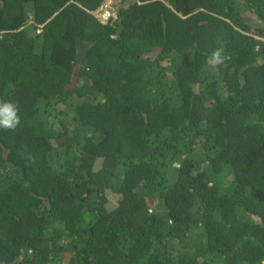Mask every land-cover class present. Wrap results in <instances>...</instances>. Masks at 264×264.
<instances>
[{
  "label": "trees",
  "instance_id": "1",
  "mask_svg": "<svg viewBox=\"0 0 264 264\" xmlns=\"http://www.w3.org/2000/svg\"><path fill=\"white\" fill-rule=\"evenodd\" d=\"M106 1L0 0V264H264V0Z\"/></svg>",
  "mask_w": 264,
  "mask_h": 264
},
{
  "label": "clouds",
  "instance_id": "2",
  "mask_svg": "<svg viewBox=\"0 0 264 264\" xmlns=\"http://www.w3.org/2000/svg\"><path fill=\"white\" fill-rule=\"evenodd\" d=\"M226 59L223 48H218L211 53L210 60L213 64H224ZM20 123L18 104L11 101H0V129L15 131ZM32 159L31 156L27 157L28 161H32Z\"/></svg>",
  "mask_w": 264,
  "mask_h": 264
},
{
  "label": "water",
  "instance_id": "3",
  "mask_svg": "<svg viewBox=\"0 0 264 264\" xmlns=\"http://www.w3.org/2000/svg\"><path fill=\"white\" fill-rule=\"evenodd\" d=\"M92 47L91 42H84L80 40L79 38H76L75 40V48H76V63L78 65H83V62L86 58L87 51Z\"/></svg>",
  "mask_w": 264,
  "mask_h": 264
},
{
  "label": "built area",
  "instance_id": "4",
  "mask_svg": "<svg viewBox=\"0 0 264 264\" xmlns=\"http://www.w3.org/2000/svg\"><path fill=\"white\" fill-rule=\"evenodd\" d=\"M110 6H111L110 1H106L104 6L102 7L101 12L98 14V18H100V20L107 21L111 18L112 14H111Z\"/></svg>",
  "mask_w": 264,
  "mask_h": 264
},
{
  "label": "rangeland",
  "instance_id": "5",
  "mask_svg": "<svg viewBox=\"0 0 264 264\" xmlns=\"http://www.w3.org/2000/svg\"><path fill=\"white\" fill-rule=\"evenodd\" d=\"M108 1H110V3H111V8L113 7V1L112 0H108Z\"/></svg>",
  "mask_w": 264,
  "mask_h": 264
}]
</instances>
